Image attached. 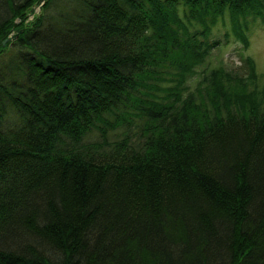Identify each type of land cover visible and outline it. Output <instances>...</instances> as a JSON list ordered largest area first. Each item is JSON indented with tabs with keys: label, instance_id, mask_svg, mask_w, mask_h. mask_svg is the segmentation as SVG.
<instances>
[{
	"label": "trees",
	"instance_id": "obj_1",
	"mask_svg": "<svg viewBox=\"0 0 264 264\" xmlns=\"http://www.w3.org/2000/svg\"><path fill=\"white\" fill-rule=\"evenodd\" d=\"M255 21L264 0H0V264H264V75L211 66Z\"/></svg>",
	"mask_w": 264,
	"mask_h": 264
},
{
	"label": "rangeland",
	"instance_id": "obj_2",
	"mask_svg": "<svg viewBox=\"0 0 264 264\" xmlns=\"http://www.w3.org/2000/svg\"><path fill=\"white\" fill-rule=\"evenodd\" d=\"M42 11V4L36 5L32 11H28L27 21L32 22L36 16L41 15ZM13 35L14 34L12 33L9 37H12ZM249 36L250 45L248 49H245L242 43L237 41V38L231 34L228 42L214 50L211 57V66L223 64L228 68L241 69L244 66L245 58L250 56L253 59L254 64L257 66V73L259 75H264V23L261 21H255V23L251 22ZM11 41L13 40L11 39L7 41V43ZM3 48L9 49V45L5 48L4 44Z\"/></svg>",
	"mask_w": 264,
	"mask_h": 264
},
{
	"label": "water",
	"instance_id": "obj_3",
	"mask_svg": "<svg viewBox=\"0 0 264 264\" xmlns=\"http://www.w3.org/2000/svg\"><path fill=\"white\" fill-rule=\"evenodd\" d=\"M19 35H20V33H16V34L13 35L12 37L7 38V39L3 42V44H6L7 41H9V40H11V39L15 40Z\"/></svg>",
	"mask_w": 264,
	"mask_h": 264
}]
</instances>
